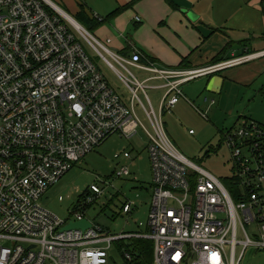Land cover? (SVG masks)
Masks as SVG:
<instances>
[{"label": "built area", "instance_id": "built-area-1", "mask_svg": "<svg viewBox=\"0 0 264 264\" xmlns=\"http://www.w3.org/2000/svg\"><path fill=\"white\" fill-rule=\"evenodd\" d=\"M67 16L51 0H0V264H113V244L126 240L150 241L151 264H240L248 248L264 251V125L237 122L223 134L234 191L186 158L164 122L185 98L183 85L262 58L264 51L206 69H171L140 51L131 58L112 52ZM83 41L119 75L129 102ZM131 68L148 77L140 79ZM150 91H163L158 108ZM140 129L149 140L154 189L147 232L111 235L93 224L65 231L85 216L75 213L67 223L42 198L109 138L131 139ZM130 175L126 166L116 171L117 178ZM131 212L126 204L124 213ZM255 224L251 235L246 227ZM122 260L138 264L130 250Z\"/></svg>", "mask_w": 264, "mask_h": 264}, {"label": "rangeland", "instance_id": "rangeland-1", "mask_svg": "<svg viewBox=\"0 0 264 264\" xmlns=\"http://www.w3.org/2000/svg\"><path fill=\"white\" fill-rule=\"evenodd\" d=\"M51 1L72 17H74V11L80 3L84 5V2L88 3V1L84 0ZM214 1L215 0H213V2ZM93 2L101 4L102 6L107 5V0H93ZM204 2L205 0H197L189 7H181L185 19L180 14L182 12L179 13L178 11V14H175L173 17H175L176 20L182 17L181 20H183L184 27L187 25L193 32L200 28V33L207 29V25L201 22L200 17L195 14V9L197 13L208 10L207 15L210 20L211 18L217 21L225 20V14H227L226 10L220 8L215 10L211 7L213 4H210L209 8ZM223 2H231L235 6L238 4V0H223ZM137 5L131 9L125 10L122 15L125 24H128L124 36L136 44L139 32L146 26L151 27L148 23L150 21H147L145 18L142 19L143 23L141 25L137 26L135 23L134 17L131 15L134 14ZM96 12L100 14L102 19L107 18V15L104 13L99 11ZM190 14L198 17L197 20L193 21L192 17L189 16ZM110 22L111 21L107 22L103 26L109 27ZM179 22L182 23L181 21ZM160 27L162 28L163 26ZM85 29L88 31L89 27L85 26ZM152 30H155V28L152 27ZM91 34L96 39L98 37V40L102 43L104 42L103 44L106 45L107 42L105 39L99 37L96 31L91 32ZM236 39L240 40L237 36H233V40ZM83 44L111 87L116 90L124 101L129 102L131 99L130 93L119 75L99 57L88 43L83 41ZM213 45L214 43L210 44V46ZM229 45L235 48V50L240 49L239 46H234V44L230 42ZM226 46H228V44ZM108 48L114 52L112 46ZM115 67L122 75L128 76L120 66L115 65ZM131 69L134 74L143 79V75L140 74L138 70ZM262 86H264V76L251 87L250 95H253L256 100L251 105L254 115L260 117V121L264 122V98L258 93V90ZM158 92L159 91H150V96L156 107L158 105L159 96L162 94V92ZM181 117L182 118H179L177 121H174V123L169 124V134L172 136L171 138L174 140L179 151L191 162L211 172L223 181L227 187H230L227 178L232 177L233 166L226 145H221V148H219L221 139L220 137L218 139L217 135L211 140L210 131H208L205 124L207 121L205 122L199 113L188 112L184 113ZM211 122L215 121L213 120V116L209 114V123ZM146 125L150 127L149 123ZM190 130L196 132L197 135L190 136ZM148 142V137L142 129L131 139L120 135L112 136L101 147L89 154L73 170L65 175L56 186L51 188L42 198L41 204L52 214L67 223L75 221V213H82L93 225L102 227L106 233H110L111 235L147 232L149 212L154 193L152 187V169L147 151ZM210 148L214 150H212L211 154L208 156L207 153ZM126 152L130 153V159H125L122 156ZM117 155H121L122 157L116 159L115 156ZM122 166L129 167L131 175L117 178L116 171ZM92 186H98L103 191L102 194L95 195L92 193ZM89 197H93L94 201L89 202ZM126 204L132 206V212L130 214L124 213ZM256 227L255 224L253 226H247L246 228L251 235H254ZM134 247L135 241L131 240L114 243L111 251L113 264H123L122 253L124 250H130L132 252ZM240 254L241 248L238 249V256H240ZM240 264H264V251L253 247L248 248Z\"/></svg>", "mask_w": 264, "mask_h": 264}, {"label": "crops", "instance_id": "crops-1", "mask_svg": "<svg viewBox=\"0 0 264 264\" xmlns=\"http://www.w3.org/2000/svg\"><path fill=\"white\" fill-rule=\"evenodd\" d=\"M84 1H88V3L84 2L85 5L82 3L78 5L74 11V18L81 12V6L93 20L99 14L96 11L104 13L108 18L119 8L126 7L133 2V0H107L106 7L93 2V0ZM195 1L197 0H170L171 3H169L167 0H140L138 5L135 4L137 7L131 16L134 17L137 26L141 25L142 19L145 18L150 21L148 23L151 27L146 26L139 32L137 44L124 36L128 28V24H125L122 17L125 11L110 20L109 27L103 26L107 22L101 26L95 25L93 22L85 25L89 27L90 34L96 31L99 37L105 39L107 47L112 46L114 53L131 58L135 52L140 51L147 58H153L159 66L171 69H206L234 58L264 51L262 48L264 47V0H238L237 6L231 2L225 3L223 0L214 2L205 0L204 4L208 6L213 4L211 6L213 9L226 10L227 14H225L224 21L212 18L210 20L207 15L208 10L197 13L195 9V14L200 17L203 24L207 25V29L201 33L199 27V30L195 32L191 31L187 25L184 27L182 17L177 20L173 17L178 14L177 11L182 12L181 7H189ZM180 14L184 17L183 12ZM137 17L141 18L140 22L137 21ZM74 18L72 19L75 20ZM152 27L155 30H152ZM83 28L85 29V27ZM233 36H237L240 40H233ZM108 41L111 42L108 43ZM229 42L234 46H239L240 49L235 50L229 45ZM211 43L214 45L210 46ZM227 44L228 46H226ZM139 73L143 75V79L148 77L147 73ZM263 76L264 57L186 83L182 87L185 98L180 100L172 114H166L164 117L169 137H172L169 134V124L182 118L181 116L188 112L199 113L205 122L207 121L204 123L210 131L211 140L216 135L218 139L219 137L221 139L219 148L224 145L223 134L231 130L237 122L255 121L264 125V122L260 121V117L254 115L251 105L256 100L253 95H250L251 87ZM161 92L163 94V91L158 93ZM258 93L264 98V86L258 90ZM160 96L157 107L154 104L156 108L160 105ZM209 114L213 116L215 122L209 123ZM189 134L190 136L197 135L196 132ZM171 140L174 142L172 138ZM212 150L214 149L210 148L208 156ZM227 179L229 180V178Z\"/></svg>", "mask_w": 264, "mask_h": 264}, {"label": "trees", "instance_id": "trees-1", "mask_svg": "<svg viewBox=\"0 0 264 264\" xmlns=\"http://www.w3.org/2000/svg\"><path fill=\"white\" fill-rule=\"evenodd\" d=\"M139 1L140 0H133V2L131 4H129L126 7L119 8L117 11L112 13L107 19H104L101 22L96 17L93 18V20H91L89 18V16L87 15V12L85 11L83 6H81V12L79 13V15L77 17H75V18L72 17V16L71 17L74 18L82 26L84 25L83 27L86 26L85 25L86 23L87 24H91L92 22L95 25L101 26L104 23H106V22L112 20L113 18L119 16L125 10L130 9L135 4H137ZM167 1H169V3H171L170 0H167ZM174 8H176V7H174ZM149 59H151L152 61H155L153 58H149ZM229 183H230V187H232V190H234V191L238 190V188L236 186H234V187L232 186L231 182H229ZM91 191H92V189H91ZM132 252L134 253L136 260L138 261V264H151L153 262L154 248H153V244L150 241H147V240H135V247H134Z\"/></svg>", "mask_w": 264, "mask_h": 264}, {"label": "water", "instance_id": "water-1", "mask_svg": "<svg viewBox=\"0 0 264 264\" xmlns=\"http://www.w3.org/2000/svg\"><path fill=\"white\" fill-rule=\"evenodd\" d=\"M190 17H192L193 21H196L198 17H195L194 15L190 14ZM70 19H72L69 16ZM73 20V19H72ZM74 21V20H73ZM75 22V21H74ZM77 23V22H75ZM92 227V223L88 220H83L77 223H71L70 225H68L64 230H73V229H79V230H83L86 231L87 229H90Z\"/></svg>", "mask_w": 264, "mask_h": 264}, {"label": "bare ground", "instance_id": "bare-ground-1", "mask_svg": "<svg viewBox=\"0 0 264 264\" xmlns=\"http://www.w3.org/2000/svg\"><path fill=\"white\" fill-rule=\"evenodd\" d=\"M64 14V13H63ZM68 17V16H67ZM68 19L74 24V25H76L78 28H79V26L77 25V24H75L74 22H73V20L72 19H70L69 17H68ZM80 29V28H79Z\"/></svg>", "mask_w": 264, "mask_h": 264}]
</instances>
